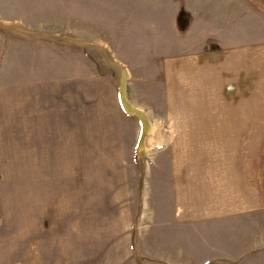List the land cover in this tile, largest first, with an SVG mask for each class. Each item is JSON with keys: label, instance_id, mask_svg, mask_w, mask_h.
<instances>
[{"label": "rangeland", "instance_id": "obj_1", "mask_svg": "<svg viewBox=\"0 0 264 264\" xmlns=\"http://www.w3.org/2000/svg\"><path fill=\"white\" fill-rule=\"evenodd\" d=\"M204 89L259 132L178 131ZM209 165L258 207L191 218ZM0 264H264V0H0Z\"/></svg>", "mask_w": 264, "mask_h": 264}, {"label": "crops", "instance_id": "obj_2", "mask_svg": "<svg viewBox=\"0 0 264 264\" xmlns=\"http://www.w3.org/2000/svg\"><path fill=\"white\" fill-rule=\"evenodd\" d=\"M203 66L205 64H202ZM197 79L194 83L195 89H200L201 92L203 91V84L209 83V81H216L219 84L221 81L217 79L218 77L212 78L210 75H206L204 77H199L195 75ZM225 80L233 82L235 80V76H231V78H222L221 80ZM180 82V79L178 80ZM178 89L184 91H191L192 88H183L180 84L176 83ZM173 86V85H172ZM205 86V85H204ZM174 87V86H173ZM216 87L215 90H217ZM206 90V89H204ZM214 90V91H215ZM233 90V89H232ZM210 89L206 90L205 93H202L199 97H190L188 101L190 103L182 104L185 106L186 104L190 105L188 108L194 112L196 115L192 113H188L187 110L182 113L177 114L178 120L182 121L180 123H173L175 125L180 126L178 131L181 130H188V131H204V132H218L219 133V140L233 143L240 135L238 136L237 133L242 132H256L258 133L260 128L257 125L253 124H243V116L252 115L253 111L244 112L242 111V101L240 99L239 94L238 97L234 94L227 93L226 95H219L216 96V103L213 98L209 95ZM208 92V93H207ZM211 92V91H210ZM185 99V98H181ZM186 105V106H188ZM257 110V109H256ZM201 115L204 116V122L201 124L196 123V116ZM248 117V116H247ZM249 119V118H248ZM203 120V119H202ZM191 122V123H190ZM177 126V127H178ZM177 127H174L173 129ZM247 174H250L251 181H253V171L252 167L250 170L246 168ZM182 172L176 171V175L178 176L177 179L180 180L182 178L180 176ZM186 182L179 183L177 182L176 191L177 197L184 199L190 206V217H194L200 214H211L212 212H218L220 216L222 215H237L238 213L248 212L254 208L258 207V185H254L251 183L245 190L242 189V177L238 175V171L236 172L235 168L231 169L225 167L224 169H217L212 171L210 165L207 169V172H190L187 174ZM202 179V180H201ZM201 180V183H200ZM203 180H205L206 187L209 189L208 194L199 193L195 190H198L199 185L203 187ZM210 187H213L216 191L214 193L215 203H210ZM205 189V188H204ZM206 196L208 199V204L205 206H197L203 205ZM194 201L196 206L191 207V203ZM193 202V204H194Z\"/></svg>", "mask_w": 264, "mask_h": 264}]
</instances>
